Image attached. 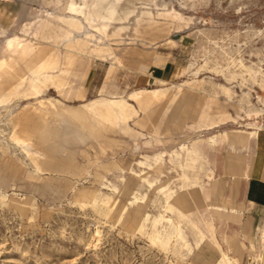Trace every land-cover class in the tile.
Segmentation results:
<instances>
[{
    "label": "rangeland",
    "instance_id": "rangeland-1",
    "mask_svg": "<svg viewBox=\"0 0 264 264\" xmlns=\"http://www.w3.org/2000/svg\"><path fill=\"white\" fill-rule=\"evenodd\" d=\"M221 133L264 148V0H0V264H264Z\"/></svg>",
    "mask_w": 264,
    "mask_h": 264
},
{
    "label": "crops",
    "instance_id": "crops-1",
    "mask_svg": "<svg viewBox=\"0 0 264 264\" xmlns=\"http://www.w3.org/2000/svg\"><path fill=\"white\" fill-rule=\"evenodd\" d=\"M176 71L177 68L175 62L167 61L160 70L154 69L151 77L148 75L149 82H152L154 79L163 82L170 81L175 76ZM256 137L257 131H251L246 140H244V146H250L252 141L256 140ZM239 148L240 147H237L234 144V141L228 138L226 133L214 134L213 136H209L205 141L196 142L195 145L197 155H199L200 159L206 155L209 160L210 169L207 174L212 180L216 181L219 173H223L229 169V171L235 176L233 180H231V184H234L233 182H238L239 180L240 182L243 180L245 181L242 201L246 218L248 223H250L254 229L260 227L258 246L262 247L264 246V148L255 150L251 160L248 157L249 154L248 156L242 155L239 152ZM205 151L209 152V154L207 153L209 156ZM222 151H225L226 154H220ZM200 186L205 192V185L200 184ZM214 207L221 210L223 209L220 206ZM207 210L206 207L198 209L200 221L204 224L211 220L210 214ZM229 211L232 215L236 214L237 208L233 207ZM182 215L187 219L186 214L182 213ZM230 221L231 220H229V222ZM188 222L191 228L194 227V224L189 220ZM221 232L222 231L220 230V233ZM203 240L204 239H201L196 242L197 247L202 244ZM210 242L214 246L217 254L218 264H235L227 256L221 253L215 239L210 237Z\"/></svg>",
    "mask_w": 264,
    "mask_h": 264
},
{
    "label": "bare ground",
    "instance_id": "bare-ground-1",
    "mask_svg": "<svg viewBox=\"0 0 264 264\" xmlns=\"http://www.w3.org/2000/svg\"><path fill=\"white\" fill-rule=\"evenodd\" d=\"M112 21H113V19H112ZM21 58H22V60L24 58H28V60H30L31 63H35L36 64V62H37V54L34 53V52H32L31 50H28V52L26 53V55L25 56H21Z\"/></svg>",
    "mask_w": 264,
    "mask_h": 264
}]
</instances>
